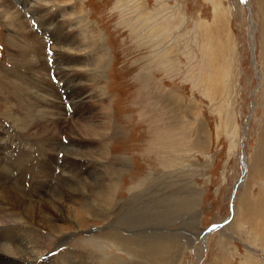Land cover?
<instances>
[{
  "label": "rangeland",
  "instance_id": "obj_1",
  "mask_svg": "<svg viewBox=\"0 0 264 264\" xmlns=\"http://www.w3.org/2000/svg\"><path fill=\"white\" fill-rule=\"evenodd\" d=\"M63 69L89 96L81 115L54 79ZM103 130L108 155L99 149ZM3 147L36 157L37 166L47 157L52 170L57 160V190L77 179L78 190L65 191L71 209L83 211L94 190L116 183V204L135 195L138 206L158 211L124 227L122 214L111 218L91 202L97 215L60 216L63 233L46 231L50 256L106 248L113 262L116 253L101 243L109 230L130 241L158 235L169 255L145 264H264V167L255 170L264 161V0H0ZM46 198L38 201L54 202Z\"/></svg>",
  "mask_w": 264,
  "mask_h": 264
},
{
  "label": "bare ground",
  "instance_id": "obj_2",
  "mask_svg": "<svg viewBox=\"0 0 264 264\" xmlns=\"http://www.w3.org/2000/svg\"><path fill=\"white\" fill-rule=\"evenodd\" d=\"M243 2H246V0H243ZM246 5H247L246 6L247 10L250 14L251 13V11H249L250 5L249 4ZM250 23H251L250 25L251 28L253 22L250 20ZM248 39L250 43V48H252L254 43L250 33ZM25 42H26L25 46L27 47V49L28 47L29 49L36 48L34 43L29 41L28 39ZM251 54L253 60L254 55L253 53ZM101 64L102 63H99V65ZM54 79L58 81V83H60V88L64 90L62 91L63 94H65L64 98L68 101L67 104H69V106H72L73 109L75 110L74 116H77V114L78 115L83 114V109H85V106L88 103L87 99L89 96L83 94V91L80 89V84L77 82V80L73 79L72 76H70V74L68 73V71L64 69L58 71L57 74H55ZM59 108L62 109V107ZM24 111H26V109ZM110 118H112L111 115ZM67 125L68 122L66 120H61L56 123V126L61 133H64V131L66 130L65 126ZM20 131H22V129ZM67 131H69V129ZM108 131L110 130L108 129ZM110 134L106 133L105 130H103V133L98 136L100 137L99 140L103 139L105 141V145L99 147V149L104 151L105 154H107V144L111 138ZM77 147H79V145L77 146L73 145L72 149L75 153L78 152ZM9 148L11 150L13 147L12 148L9 147ZM62 148L63 145L60 141L59 143L53 145L51 149L56 154L57 151L61 150ZM10 150L6 151L5 147L0 149V166L3 164L1 167H2V172L5 173L4 175L5 179L6 181H10V182L12 181L17 184L16 187L10 184V182L8 186H5L4 184L2 185V183L5 181L4 178H3L4 180L0 182V188L3 187L0 190V264H86L87 258H88L87 264H91V257L96 260V262L92 261L94 264H127L128 256H132L133 258L137 259V264H145V261H147L149 258H156L157 260H163L164 258H166V255H169L170 249H168V247L165 246L164 243H162V240L159 238L158 235L152 237H143L141 235H135L132 238L133 241H130V239L122 236V234L119 233L118 231L109 232L108 230V233L105 235V237L104 238L102 237L103 241L101 243L104 242V245L109 247L110 251L116 253L115 256L117 260L113 259V262L112 259H109L111 257L106 258L104 256L108 252L106 248H103V253L100 252L97 255L91 253L90 251L88 252L86 250L85 251L80 250V248L79 249L72 248L74 250H70L69 252H64L63 250H61L59 252H56L53 256H50V252L47 250V247H45L46 235H47L46 231L49 232L50 234H54L57 232L63 233L62 230H60V228L56 225L57 217L61 216L62 218V216H66L72 220L80 217H86L88 219L90 215H97L92 207L93 204L91 202H93L98 206H100L101 209L105 210L106 212H109L110 217L112 214L113 217L122 214V216H119V219L117 218V222L122 224L124 227H131V226L139 227L140 224L144 223V218L146 217V213H149L147 211L151 209L148 210L145 209L144 205L143 208L140 207L141 205L138 206L139 204L137 205V203L140 201V199L138 198L139 199L138 201L137 197L134 198L133 201H131L132 198L135 197V195H131L130 198L126 201L127 203L121 205L116 204L118 203V201L115 200L117 197L118 186L115 183V181H114L115 183L114 187L113 185L112 186L104 185L103 187L100 188L99 191L94 190L92 195L93 198H91V201L84 203L85 209L83 211H79L78 208L76 210L71 209L72 204L70 205L66 204L68 197L66 196L65 191L67 190L70 192L77 191L78 184L74 182L77 181V179L64 180L63 182L58 183L59 187L57 190L55 186L51 183V181H53L55 177L54 171L56 166H60V163L57 160L54 161L53 163L54 167L52 170L51 164L47 159V157H46L47 164L41 161L42 164H40V166H37L36 157H35L36 160L35 161L33 158L25 154L24 155L17 154L16 152H14V149H13L14 154H12ZM37 150H39L38 147ZM9 152L11 154H9ZM121 169H123L122 166ZM13 170L15 171L13 175L16 174L17 178L15 176L14 178L12 177L11 171ZM48 176H51L50 178L51 180L48 181L46 184L45 181H47ZM40 178H45L46 180L44 182H41ZM28 179H31L32 182L34 180L35 182L34 185H32V183L31 185L27 184ZM1 180L2 179L0 177V181ZM151 184H153L151 188H154L156 192H158L156 183L152 182ZM49 185L50 187H48ZM36 186H38V188L42 187V190L41 191L36 190L37 189ZM237 187L235 191H237ZM42 191L43 193H41ZM142 191L143 190H141V192ZM47 194L49 195L47 196ZM156 194L157 193H155L154 197L157 196ZM41 196L44 198L51 196L52 197L51 199L54 198V202L51 200L48 201L49 199L46 200L47 198L42 200V202H39L38 199ZM152 206L153 205H150L149 207ZM43 208L44 210L46 208L49 213L47 211L45 212ZM133 208H136V211H133ZM152 210H154V212H150L149 215L151 217L152 215L157 216L158 211L156 207H152ZM73 214L74 217L72 216ZM211 230H216V229H211ZM209 232L205 234L208 235ZM75 250L77 251L79 250V252L84 251V256L77 255L76 254L77 252L75 253Z\"/></svg>",
  "mask_w": 264,
  "mask_h": 264
},
{
  "label": "crops",
  "instance_id": "obj_3",
  "mask_svg": "<svg viewBox=\"0 0 264 264\" xmlns=\"http://www.w3.org/2000/svg\"><path fill=\"white\" fill-rule=\"evenodd\" d=\"M255 166H256V169H255V168H254V169H255L256 171L260 172V171H259V167H260V166H263V167H264V161H262V160H260V159L256 160V165H255ZM253 175H254V176H257L258 173H257V174H253ZM258 177H259V175H258L256 178H258ZM252 179H253V178H252ZM259 179L262 180V181L264 182L263 178H262V179L259 178ZM259 179H258V180H259ZM260 180H259V181H260ZM259 208H260V209H259L260 211L262 210V211L264 212V201L260 202V204H259ZM263 229H264V224H263Z\"/></svg>",
  "mask_w": 264,
  "mask_h": 264
},
{
  "label": "water",
  "instance_id": "obj_4",
  "mask_svg": "<svg viewBox=\"0 0 264 264\" xmlns=\"http://www.w3.org/2000/svg\"><path fill=\"white\" fill-rule=\"evenodd\" d=\"M223 224H225V223H223ZM223 224H217V225H214L213 227L209 228L208 230L210 231L211 229H217V228L223 226ZM209 231H208V232H209Z\"/></svg>",
  "mask_w": 264,
  "mask_h": 264
}]
</instances>
